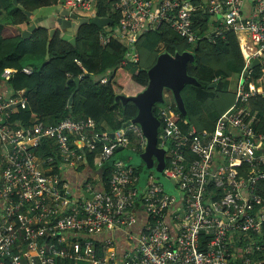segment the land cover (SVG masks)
<instances>
[{
  "label": "built area",
  "instance_id": "2783aa9c",
  "mask_svg": "<svg viewBox=\"0 0 264 264\" xmlns=\"http://www.w3.org/2000/svg\"><path fill=\"white\" fill-rule=\"evenodd\" d=\"M114 1L120 22L99 40L105 44L116 38L127 44L122 66L137 63V38L162 23L189 44L197 39L190 0ZM204 1L217 23L215 36L234 32L243 73L249 75L251 63L259 60L260 78L255 87H247L243 74L237 78L235 103L212 132L190 126L182 135L170 105L164 101L155 106L157 147L167 149L163 174L176 184L178 199L170 198L154 176L138 193L132 168L113 159L118 148L130 149L132 139L130 150H145L137 124L102 134H89L94 129L89 119L15 128L6 121L26 108L23 91L0 93V264H264V135L253 132L248 119V99L264 95V0ZM56 7L91 18L95 0H62ZM12 72L4 70L2 79ZM22 73L30 75L32 69L26 66ZM99 82L105 84L107 78ZM44 138L56 144L59 173H51L52 158L41 160L33 153ZM98 144L102 149L95 168L113 161L108 189L81 181L74 195L63 172H78L86 165V153ZM243 164L246 175L238 171ZM138 199L142 205L137 211Z\"/></svg>",
  "mask_w": 264,
  "mask_h": 264
},
{
  "label": "trees",
  "instance_id": "16d2710c",
  "mask_svg": "<svg viewBox=\"0 0 264 264\" xmlns=\"http://www.w3.org/2000/svg\"><path fill=\"white\" fill-rule=\"evenodd\" d=\"M190 2L194 7L192 28L197 36L194 44L187 43L167 24L162 23L157 29L147 30L137 38L134 45L138 56L137 63L122 66L129 50L127 44L116 38L109 39L105 44L99 40L101 34L109 36L107 31L114 29L120 22L121 16L115 9L114 0H95L94 16L111 19L110 26L99 28L84 24L74 35V44L69 42L70 38L61 37V31L57 30L50 41L47 60V29L38 27L30 38L23 39L21 32H15V28L29 22L25 11L33 13L57 6L59 0H18L22 9L14 6L12 0H0V12L4 13L0 18V81L6 87L4 91L14 96L18 91H23L27 102L25 109L19 108L6 122L12 127L27 129L37 123L52 127L66 118L75 121L89 119L94 122V129L89 134L115 132L132 121L137 114L132 102L121 99L135 95L122 94L123 88L132 82L143 90L148 82L147 71L156 64L160 54L174 56L192 52L194 59L187 64L186 72L197 84H186L180 92L185 115L178 111L168 90L164 91V101L173 110V120L182 135L188 133L190 126H194L199 132H212L218 118L235 103V91L230 89L231 79H237L243 74L245 63L234 32L224 31L221 36H215L213 27L217 23L207 13L205 1ZM32 58H40L42 63L34 66L30 62ZM26 66L32 69L30 75L22 73ZM6 69L14 72L4 80L1 75ZM102 77L107 78L105 84L99 82ZM258 78L260 69L252 68L246 76L247 87H255ZM75 79H80L78 85L74 82ZM212 85L215 86L211 87ZM248 103V119L251 120L253 132L264 135V95L257 93L248 99ZM154 115L156 117V111ZM131 141L132 147L135 140ZM101 149L102 145L98 144L94 151L86 153L85 167L94 171L100 180L93 184H101L107 190L113 161L108 160L101 169L95 168L96 157ZM163 150L166 168L167 149ZM133 152L140 156L143 153L140 150ZM33 153L41 160L52 158L54 163L51 173L60 172V156L53 139L40 140L33 148ZM115 154L113 159H116ZM186 154L189 160L193 158L189 152ZM125 163L132 168L133 177L137 178L138 193L146 187L150 176H154L159 183V179L142 160L139 166H132L130 160L126 159ZM142 166L147 169L148 174L145 184L141 186L140 175L144 172ZM247 167L243 164L238 168L239 173L246 175ZM79 170L82 167L77 169L78 172ZM173 186L178 192L176 184ZM161 187L163 189L162 185ZM135 203L138 211L142 201L138 199ZM170 208L172 209L167 208L165 213H169ZM173 210L176 211L174 208ZM200 249H203L202 245Z\"/></svg>",
  "mask_w": 264,
  "mask_h": 264
},
{
  "label": "water",
  "instance_id": "95a60500",
  "mask_svg": "<svg viewBox=\"0 0 264 264\" xmlns=\"http://www.w3.org/2000/svg\"><path fill=\"white\" fill-rule=\"evenodd\" d=\"M61 2L62 0H59V3ZM12 4L18 9H22L18 4V0H12ZM24 13L28 18L32 15V13L28 11H25ZM55 14L57 15L55 20L56 24L61 31L60 36L64 37L66 33H72L73 36L69 40L71 44L75 43L74 35L82 25L92 24L99 28H105L112 23L109 18H99L96 16L88 18L58 8L56 9ZM36 28L37 26L35 23L31 22L25 30L21 31V37L23 39L30 38ZM55 32V29H50L48 32L45 60L49 57V45ZM193 59L194 55L192 52H184L174 56L167 53L160 54L156 64L147 71V86L135 96L121 98L124 102H132L137 109L136 117L132 121L125 123L123 127H126L129 124H137L141 128L142 134L147 143L140 158L149 169L153 168L155 163L160 171L165 167L164 150L157 147V135L160 122L154 115L155 106L163 104L165 97L164 91L168 90L174 99L178 111L185 115L180 92L186 84H197L193 78L187 75L186 72L187 64L192 62ZM263 59L264 57L261 60ZM259 63V60H254L251 63L250 68H257ZM243 75L247 76V72L243 73ZM79 81L80 79L74 80L76 85L79 84ZM213 86L215 85H212L211 87ZM110 137H112V134H110ZM120 151H122L121 148L116 150V152ZM171 183L173 184V181H171ZM86 197L91 199L92 195H86Z\"/></svg>",
  "mask_w": 264,
  "mask_h": 264
},
{
  "label": "crops",
  "instance_id": "0c3cea01",
  "mask_svg": "<svg viewBox=\"0 0 264 264\" xmlns=\"http://www.w3.org/2000/svg\"><path fill=\"white\" fill-rule=\"evenodd\" d=\"M57 7L53 6V7H48V8H43L40 10H37L35 12L32 13L31 17L29 18V22H27V24H23L18 26L19 28H15V32L16 31H23L25 30L31 22L35 23V25L37 26V28H45L47 29V31L49 32L50 29H55V31L60 29L58 28L57 24H56V17L57 15L55 14ZM4 16L3 12H0V18ZM70 36H72V33H66L64 35L65 38H69ZM40 61V58H37ZM29 64V63H28ZM237 82L236 78H233L231 83L233 82ZM236 82L233 83V85H235L234 87L236 88ZM3 83L0 84V93H5L6 95H11L10 93H8L6 90L4 91V89L6 87H4V85H2ZM235 88L233 89L235 91ZM231 89V88H230ZM80 172H76L73 170H69V169H65L63 172V177L65 178V180L69 183L70 186V191L72 194L77 195L79 193V188H78V184H80V182L82 181H87L88 183H93L97 181L98 177H96V175L94 174V171L92 172L87 166H83L82 170H79Z\"/></svg>",
  "mask_w": 264,
  "mask_h": 264
},
{
  "label": "rangeland",
  "instance_id": "374dc122",
  "mask_svg": "<svg viewBox=\"0 0 264 264\" xmlns=\"http://www.w3.org/2000/svg\"><path fill=\"white\" fill-rule=\"evenodd\" d=\"M77 14H81L80 12H76ZM73 36V35H72ZM72 36H70L69 38L71 39ZM30 62H32L34 64V66H39L42 63V60L37 59V58H32L30 60ZM232 80V79H231ZM236 82V81H235ZM233 82V83H235ZM233 83H230V88L231 90H233L235 87V85H233ZM142 91V88L138 87L137 85H135L132 82H129L125 88H123L122 90V94L125 95H137L138 93H140ZM121 94V91H118ZM140 154L133 152L130 149H124L123 151L117 152L115 154L116 159H123L124 158V163H125V159L126 160H130V164L132 166H139L141 164V160H140ZM143 167V171L140 175V185H144L146 182V178H147V174L146 173L147 169ZM165 169V167H164ZM164 169L162 171H160L157 167V164L155 163V166L150 169L151 172L153 174H155V177L159 179V184L163 186V189L165 191L166 194L174 196L178 199L179 194L177 192V190L174 188L173 184L171 183V181H169L168 179H166V177H164Z\"/></svg>",
  "mask_w": 264,
  "mask_h": 264
}]
</instances>
